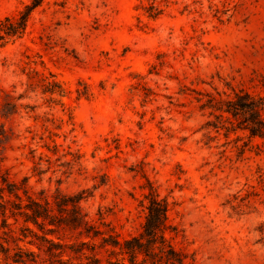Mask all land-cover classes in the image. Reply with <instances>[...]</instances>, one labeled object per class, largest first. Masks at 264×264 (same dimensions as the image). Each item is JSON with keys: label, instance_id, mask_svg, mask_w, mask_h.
<instances>
[{"label": "rangeland", "instance_id": "374dc122", "mask_svg": "<svg viewBox=\"0 0 264 264\" xmlns=\"http://www.w3.org/2000/svg\"><path fill=\"white\" fill-rule=\"evenodd\" d=\"M31 1L0 0V20ZM150 1L43 0L0 39V184L23 203L24 188L82 193L98 231L48 232L0 206V264H129L103 240L142 230L150 185L185 264H264V136L208 124L203 104L264 95V0H156V16Z\"/></svg>", "mask_w": 264, "mask_h": 264}, {"label": "trees", "instance_id": "16d2710c", "mask_svg": "<svg viewBox=\"0 0 264 264\" xmlns=\"http://www.w3.org/2000/svg\"><path fill=\"white\" fill-rule=\"evenodd\" d=\"M42 1L32 0L17 13L6 15L4 19L0 20V39L21 35L26 29L32 11ZM145 8L151 16L162 12V8L156 3V0L150 1L148 5H145ZM51 84L57 85L55 81H52ZM203 104L218 111L215 113L216 121H208V124L219 128L228 122L234 130L237 127L248 130L251 137L264 136V95H256L245 88H240L234 92L232 97L217 98L211 95ZM10 112L11 110L8 109L3 114ZM1 178L5 184H0V206L3 215L9 208L14 215L18 213L24 216L25 221H32L40 229L48 232H54L57 228L69 227L80 229V233L89 234L91 230H94V234L98 233L81 205L82 193H66L57 187L53 199L45 196L42 200L28 194V190L24 188L28 202L23 203L18 192V185L9 181L4 174L1 175ZM5 192L8 193V197ZM11 194H14L20 201L12 200ZM147 197L149 198L148 213L142 230L138 234L125 238L122 242L113 234L104 237L103 241L113 246L119 245L121 251L127 255L129 264H185L186 255L177 250L166 235V231L172 229L168 220L167 200L160 197L152 185L149 186ZM4 221L6 222V217ZM47 224H53L54 227H47ZM26 228L38 237L40 236L29 226ZM41 239L50 242V245L62 248L60 252H63L64 244L48 238L46 232L41 235ZM85 243L86 241H81V244ZM0 245L3 248V244L0 243ZM82 249L83 246L76 251ZM92 250H94V246ZM140 255H142L141 260H139ZM86 257L89 260L82 264H98L100 262V258L95 252ZM110 262L111 264H126L125 257Z\"/></svg>", "mask_w": 264, "mask_h": 264}]
</instances>
